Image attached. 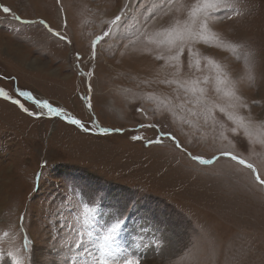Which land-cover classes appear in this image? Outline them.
<instances>
[{"label":"rangeland","instance_id":"1","mask_svg":"<svg viewBox=\"0 0 264 264\" xmlns=\"http://www.w3.org/2000/svg\"><path fill=\"white\" fill-rule=\"evenodd\" d=\"M194 3L0 0L12 10L0 8V264H264L256 175L200 164L167 136L149 144L170 132L264 179V0H219L208 31L181 44Z\"/></svg>","mask_w":264,"mask_h":264},{"label":"snow or ice","instance_id":"2","mask_svg":"<svg viewBox=\"0 0 264 264\" xmlns=\"http://www.w3.org/2000/svg\"><path fill=\"white\" fill-rule=\"evenodd\" d=\"M219 3V0H196V3H194L193 5L190 6V9L188 11V17H189V23L185 24L184 26V30L182 31H177V39L181 42V44L184 43L185 41V37L187 36L188 39H191L193 36L196 35H200L203 36L204 33L206 31H208V24H207V18L208 16L214 11V9L216 8V5ZM0 8H2V11L4 13H10L12 10L7 7V6H0ZM16 21H19L23 24H30V23H39V24H43L46 27L50 26L47 25V22L44 20H38V21H30V20H23L19 15H15L13 17ZM122 20V15L118 14L116 15L112 21L111 24L112 25H118ZM189 24L191 26H189ZM51 30V29H50ZM54 35L56 36H60L59 33L57 32H53ZM109 33L105 32L103 34V36H97L96 39L92 42V55L93 58H95V47L98 41L102 40L104 38V36H107ZM62 39H64L67 43H71L70 40H68V38L66 36L61 37ZM181 54L183 53V48L180 49ZM81 58L79 56V53H77V60L79 61ZM89 91H91V84H89ZM193 91H195V89H193ZM200 91H203L202 89ZM0 94L7 96V93H2L0 92ZM23 95L28 96L29 99H32L31 95L27 92L23 93ZM89 101L91 100V97H88ZM17 104H20V101L17 100L15 101ZM35 103L37 105H39V107L41 109H47L48 113H50L51 115L54 116H60V115H64L65 119L72 125H79L81 128H83L85 131H88L89 129L81 122V120L77 119L76 117L73 116H68L66 113H64V110L58 107H53V105L51 103H49L48 101H40V100H36ZM89 107H91V103H89L88 105ZM20 107L23 108V105L20 104ZM236 105H233V108H235ZM241 107H246V105H241ZM23 110L25 112H28L29 115H43V113H33V112H29V110L27 108H23ZM138 111L142 112V109H137ZM220 112H224L223 108H220ZM229 120H233L234 118L229 114L228 116ZM239 123V122H237ZM154 125H148V127H153ZM141 127H144V125H141ZM101 132L107 133L109 131V129L107 128H101L100 129ZM233 132H237L238 129L237 128H233L232 129ZM167 136L168 139H170L173 143H175L176 147L183 151L186 155L189 156L190 159L198 161L200 164L203 165H208L214 162L215 159H219L221 157H226L229 158L233 161H236L238 164L240 165H244L246 166L248 169H250L255 175H256V179L257 181L264 186V179H261V174L260 172L254 167V165L252 163H248L246 160L240 158L238 155L234 154L233 152L230 151H220L219 152V156H214L212 159H207L203 156L200 155H192L191 153H189L187 151L186 148L183 147V145L180 143V141H178L175 136H173L170 132H161L159 133V137L155 140H150L149 144H161L162 143V137ZM134 139H140L139 137H134ZM21 222L23 221V216L20 217ZM124 223V221H119L118 223H115L111 226V228L108 229L107 233L103 236V241H104V245H107L109 241H111L114 236L116 235L118 229L121 227V224ZM25 245H27V238H25ZM78 247L80 245H77ZM103 247V245H102ZM9 256H12V253H8ZM14 259V264H20V262L18 260H15V257H13ZM99 264H108V260L107 259H101ZM116 264H138V260L136 259H132L130 256L127 258H124L122 261H117Z\"/></svg>","mask_w":264,"mask_h":264},{"label":"bare ground","instance_id":"3","mask_svg":"<svg viewBox=\"0 0 264 264\" xmlns=\"http://www.w3.org/2000/svg\"><path fill=\"white\" fill-rule=\"evenodd\" d=\"M54 73H55V72H54ZM56 73H57V71H56ZM155 251H156V250H155ZM151 256H152V257H155V254H152Z\"/></svg>","mask_w":264,"mask_h":264}]
</instances>
